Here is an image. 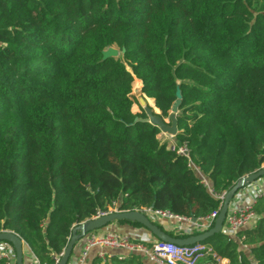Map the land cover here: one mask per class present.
Returning <instances> with one entry per match:
<instances>
[{"label": "trees", "instance_id": "obj_1", "mask_svg": "<svg viewBox=\"0 0 264 264\" xmlns=\"http://www.w3.org/2000/svg\"><path fill=\"white\" fill-rule=\"evenodd\" d=\"M112 46L120 56L104 60ZM136 77L165 119L181 88L175 138L189 157L133 112ZM262 166L264 0H0V232L19 234L40 264L115 202L202 219ZM255 210L254 227L198 244L264 264V195ZM110 259L91 264H152Z\"/></svg>", "mask_w": 264, "mask_h": 264}, {"label": "built area", "instance_id": "obj_2", "mask_svg": "<svg viewBox=\"0 0 264 264\" xmlns=\"http://www.w3.org/2000/svg\"><path fill=\"white\" fill-rule=\"evenodd\" d=\"M167 136L168 138L164 143L167 144L169 149L189 157V150L186 145H179L176 138L172 135L167 134ZM203 181L212 191L209 181L206 178ZM225 194L226 192L217 195L222 201L221 206ZM262 195H264V177L241 189L230 203L223 232L235 235L240 230L255 225L258 220L255 205L258 198ZM220 209L202 219H198L197 222H193L192 218L176 215L167 210L145 208L143 212L157 220H176L178 224H182L186 228V233H190L196 229L199 232L211 229L215 224ZM116 211H120V209H118V203L115 202L107 212H100L94 218ZM108 227L91 231L80 240L79 253L76 255V259L73 260V257L71 258L69 264H88L90 255L95 249H99L97 256L102 260L114 256L119 260H124L131 254H139L152 264H220L221 261L216 254L211 253L210 247L203 244L181 246L156 239L154 236L151 238L141 237L138 234L131 235ZM26 248L27 250L30 249L29 253H31L30 255L34 260L33 264H40L39 258L32 252L25 241V250ZM63 253L56 257V264H59ZM205 254H212L214 260H205ZM0 260H5L6 264H16V253L11 244L0 242Z\"/></svg>", "mask_w": 264, "mask_h": 264}, {"label": "water", "instance_id": "obj_3", "mask_svg": "<svg viewBox=\"0 0 264 264\" xmlns=\"http://www.w3.org/2000/svg\"><path fill=\"white\" fill-rule=\"evenodd\" d=\"M125 48L122 53H125ZM120 50L117 47H109L103 51V59L106 60L111 57H119ZM182 91L181 88L177 89V101L172 107L170 114V122H168L161 114V111H156L152 105L147 102V96L140 98V103L146 112L145 118H140L142 121L150 122L157 126L161 132L172 135L176 137L179 132L178 129V116L180 113V106L182 103ZM155 102V99H154ZM156 105V104H155ZM157 107V106H156ZM159 109V108H158ZM264 177V166L259 170L242 177L237 181L234 186L226 191L224 201L222 203L219 214L216 218L214 226L204 232H199L187 237H177L169 234L167 231L163 230L154 219L139 210H120L112 212L106 215H102L97 218L90 219L73 228L72 235L69 239L68 245L64 250L62 258L59 264H69L77 243L82 240L89 232L95 230H101L107 228L115 221L128 220L140 223L145 230L150 232L156 239L175 243L177 245H194L203 242L210 237L223 231V227L228 214L229 206L235 195L243 188L247 187L256 180ZM193 222H197V218H192ZM0 242H7L11 244L16 253V264H25V241L17 233L10 230H3L0 232Z\"/></svg>", "mask_w": 264, "mask_h": 264}, {"label": "crops", "instance_id": "obj_4", "mask_svg": "<svg viewBox=\"0 0 264 264\" xmlns=\"http://www.w3.org/2000/svg\"><path fill=\"white\" fill-rule=\"evenodd\" d=\"M135 82L138 83V85H141L143 87V81L141 79H138L137 77L135 78ZM145 95V94H144ZM162 137H168L166 133H163V132H160L159 134V138L161 139ZM163 225H165V227L168 229V230H171V231H175V232H185L186 233V228L182 225V224H178L177 222H173V221H165V220H159ZM255 225H252L251 227H254ZM108 228H111V229H116L117 231L119 232H123V233H128V234H131V235H140L141 237H147V238H151L153 237V235L148 232L147 230H145L144 228H135L133 227L132 225L130 224H119L117 223L116 221L113 222L111 225H109ZM248 228V227H246ZM250 228V227H249ZM80 243L81 241H79L75 247V251H74V254H73V260L76 259V255L79 253V250H80ZM246 249H249L248 247H245ZM26 251V250H25ZM99 249H95L92 251L91 255H90V259H89V262L88 264H91L93 259L95 257H98L97 256V253H98ZM26 252H30V249H28ZM26 252H25V255H26ZM31 254V253H29ZM75 257V258H74ZM110 258H107L106 260H108ZM144 259V258H143ZM104 260V261H106ZM111 260V259H110ZM149 262V261H148ZM25 264H31V262H27L25 260ZM71 264H75V263H71ZM220 264H230V261L229 259H221L220 261Z\"/></svg>", "mask_w": 264, "mask_h": 264}, {"label": "rangeland", "instance_id": "obj_5", "mask_svg": "<svg viewBox=\"0 0 264 264\" xmlns=\"http://www.w3.org/2000/svg\"><path fill=\"white\" fill-rule=\"evenodd\" d=\"M142 86L141 85H138V83H136L135 81L133 82V88H132V93H131V95H132V98H133V100H134V104H133V112L135 113V114H139V113H141L142 112V110H143V107H142V105H141V103H140V98H142V97H146V95H144V93L142 92ZM149 98L147 97V102L150 104V102H149ZM151 105V104H150ZM156 106V105H155ZM166 120L168 121V122H170V119L169 118H166ZM168 138V137H167ZM166 137H162L161 138V140L164 142L166 139H167ZM173 222H175L176 223V220H172ZM26 251H27V248H26ZM106 253H108L107 251H106ZM25 260L27 261V262H31V264H33L34 263V260H33V258H32V256L28 253V252H26V255H25Z\"/></svg>", "mask_w": 264, "mask_h": 264}, {"label": "bare ground", "instance_id": "obj_6", "mask_svg": "<svg viewBox=\"0 0 264 264\" xmlns=\"http://www.w3.org/2000/svg\"><path fill=\"white\" fill-rule=\"evenodd\" d=\"M149 102L156 111H159V109L155 106L154 102L151 99L149 100Z\"/></svg>", "mask_w": 264, "mask_h": 264}]
</instances>
